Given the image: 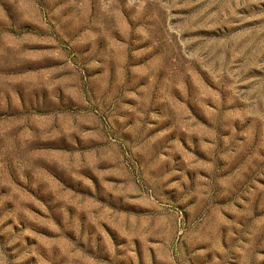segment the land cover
<instances>
[{
  "label": "rangeland",
  "instance_id": "1",
  "mask_svg": "<svg viewBox=\"0 0 264 264\" xmlns=\"http://www.w3.org/2000/svg\"><path fill=\"white\" fill-rule=\"evenodd\" d=\"M0 264H264V0H0Z\"/></svg>",
  "mask_w": 264,
  "mask_h": 264
}]
</instances>
